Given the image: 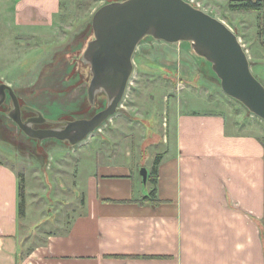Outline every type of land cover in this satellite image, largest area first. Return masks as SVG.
Instances as JSON below:
<instances>
[{"label": "crops", "instance_id": "0c3cea01", "mask_svg": "<svg viewBox=\"0 0 264 264\" xmlns=\"http://www.w3.org/2000/svg\"><path fill=\"white\" fill-rule=\"evenodd\" d=\"M64 1L15 0V20L48 26ZM173 116L161 136L113 119L105 142L82 145L79 211L56 232L51 214L39 222L19 214V173L0 163V264H264V129L222 110H179L178 102ZM138 135L154 151L135 150ZM149 158L148 181L160 158L155 204L143 202Z\"/></svg>", "mask_w": 264, "mask_h": 264}, {"label": "rangeland", "instance_id": "374dc122", "mask_svg": "<svg viewBox=\"0 0 264 264\" xmlns=\"http://www.w3.org/2000/svg\"><path fill=\"white\" fill-rule=\"evenodd\" d=\"M119 1L125 0H65L53 23L29 28L16 22L15 0H0V84H8L15 90L24 121L30 119L24 118L41 114L47 121L35 126L63 128L68 122L90 119L96 114L95 109L101 106L103 98L99 95L105 94L100 92L93 103L86 96L92 75L83 55L94 38L90 28L94 14L102 6ZM186 1H195L194 6L235 32L247 51L253 74L264 85V37L259 32L260 13L233 12L231 5L237 3L233 0ZM138 47L134 56V76L123 101L124 109L113 117L114 121H131L140 131L146 127L144 131L148 134L161 136L167 130V122L172 125L178 102L179 110H222L264 129V121L223 92L212 64L193 51L191 42L169 44L147 37ZM77 56V69L84 70L85 74L79 84H71L69 88V83L65 82L67 66ZM81 105L84 107L77 111ZM12 109V103L0 108V163L14 168L20 179L21 175L26 176L24 220L39 222L44 214H51L48 220L56 223L51 230H62L79 211L81 194L78 181L74 179L76 160L87 145L105 142L103 135L106 136L107 128L102 130L103 133L96 130L85 143L82 142L83 149L82 145L72 146L67 141H38L26 136L8 117ZM57 118L61 119L55 121ZM260 133L264 136V130ZM130 139L135 150L147 145V153L154 151L155 147H148L149 140L144 137L141 140V135ZM157 140L155 137L154 144ZM36 160L44 161L39 163L40 169L35 166ZM153 161L146 159L145 168H150ZM87 167H83L78 179H84ZM24 223L26 227L32 224Z\"/></svg>", "mask_w": 264, "mask_h": 264}, {"label": "water", "instance_id": "95a60500", "mask_svg": "<svg viewBox=\"0 0 264 264\" xmlns=\"http://www.w3.org/2000/svg\"><path fill=\"white\" fill-rule=\"evenodd\" d=\"M94 38L83 58L92 75L87 93L93 103L100 93L106 107L90 119L68 122L63 128L36 129L43 115L23 120L15 90L0 84V108L12 100L8 117L31 139L57 140L79 145L115 116L134 76V56L147 37L169 44L191 42L193 51L212 64L223 92L264 121V85L251 69L247 51L225 23L186 0H125L112 2L96 11L92 19ZM145 183L149 171L141 169Z\"/></svg>", "mask_w": 264, "mask_h": 264}, {"label": "trees", "instance_id": "16d2710c", "mask_svg": "<svg viewBox=\"0 0 264 264\" xmlns=\"http://www.w3.org/2000/svg\"><path fill=\"white\" fill-rule=\"evenodd\" d=\"M237 3H233V5H231V10L233 12H237V13H248V14H252V13H261L262 9H263V1L262 0H240V1H236ZM91 30H92V26H90ZM259 32H260V36L264 37V30H263V24L262 21L260 22L259 25ZM264 44V42H263ZM79 56V55H78ZM78 56L76 58H73L70 64H68L67 66V78L65 80L66 83H69L70 86H68L69 88L73 85H77L79 84L82 80L81 78L84 76L85 72L84 70L81 71V69H77L78 66ZM89 67V66H86ZM84 68V67H83ZM72 84V85H71ZM88 96V93L87 95ZM99 96H102L103 98H101V106L98 109H95L97 112L103 110L106 107V99H105V95L101 94ZM8 102L6 101L5 104L1 107V108H6L8 105H11L12 100L8 97L7 98ZM84 106L81 105V107L77 110V111H81V109ZM95 112V113H97ZM94 113V114H95ZM93 114V115H94ZM62 118V117H61ZM61 118H57L54 119L56 120H60ZM61 142V141H60ZM59 142V143H60ZM160 163V158H157V160L154 163V167L151 171V176L149 179V183L151 185V190L150 193L147 197H145L144 199V203L149 202V203H158L159 200L157 199V175H158V165ZM22 178L20 186H19V197H20V204H19V214L24 217L25 216V211H26V202H25V187H24V177L23 175H21ZM20 178V175H19Z\"/></svg>", "mask_w": 264, "mask_h": 264}, {"label": "built area", "instance_id": "2783aa9c", "mask_svg": "<svg viewBox=\"0 0 264 264\" xmlns=\"http://www.w3.org/2000/svg\"><path fill=\"white\" fill-rule=\"evenodd\" d=\"M193 3H195V1H192V5H194ZM130 85V84H129ZM129 90V89H128ZM128 92V91H127ZM127 94V93H126ZM125 98H126V96H125ZM125 98H124V100L123 101H125ZM122 101V102H123ZM122 105H120V107H119V109H122V108H124L123 106V103H121ZM112 121H113V118H111L108 122H107V124L105 125V126H103L102 128H99L98 129V132L99 133H103L104 131H102V130H105L106 128H108V124H110V123H112Z\"/></svg>", "mask_w": 264, "mask_h": 264}, {"label": "bare ground", "instance_id": "6f19581e", "mask_svg": "<svg viewBox=\"0 0 264 264\" xmlns=\"http://www.w3.org/2000/svg\"><path fill=\"white\" fill-rule=\"evenodd\" d=\"M234 33H235V32H234ZM130 84H131V82H130ZM122 103H123V102H122ZM121 105H122V104H121ZM123 109H124V108H123ZM119 110H120V109H119ZM119 110H118L117 114L120 113ZM117 114H116V115H117ZM116 115H115V116H116ZM115 116H113V117H115ZM113 117H111V118H113ZM111 118H110V119H111ZM110 119H109V120H110ZM258 119H259V118H258ZM109 120H107V121H106V122H105L100 128H102L103 126H105ZM261 121H262V120H261ZM262 122H263V121H262ZM92 135H93V134H92ZM92 135H91V136H92ZM83 143H85V141H84ZM83 143H81L80 145H82Z\"/></svg>", "mask_w": 264, "mask_h": 264}, {"label": "flooded vegetation", "instance_id": "af4514ba", "mask_svg": "<svg viewBox=\"0 0 264 264\" xmlns=\"http://www.w3.org/2000/svg\"><path fill=\"white\" fill-rule=\"evenodd\" d=\"M87 66H88V65H87ZM89 67H90V65H89ZM7 102H8V100H7ZM23 114H24V113H23ZM32 117H35V115L29 116V117L24 118V119L26 120V119H28V118H32ZM34 128H36V129H44V128H41L40 126H35Z\"/></svg>", "mask_w": 264, "mask_h": 264}]
</instances>
